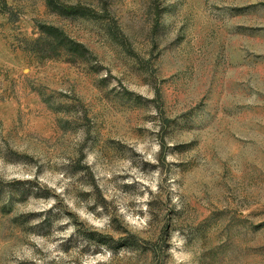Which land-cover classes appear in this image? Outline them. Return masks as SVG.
I'll list each match as a JSON object with an SVG mask.
<instances>
[{
	"label": "rangeland",
	"instance_id": "1",
	"mask_svg": "<svg viewBox=\"0 0 264 264\" xmlns=\"http://www.w3.org/2000/svg\"><path fill=\"white\" fill-rule=\"evenodd\" d=\"M61 1L0 9V264H264V0Z\"/></svg>",
	"mask_w": 264,
	"mask_h": 264
},
{
	"label": "trees",
	"instance_id": "2",
	"mask_svg": "<svg viewBox=\"0 0 264 264\" xmlns=\"http://www.w3.org/2000/svg\"><path fill=\"white\" fill-rule=\"evenodd\" d=\"M48 8L60 16L71 17L75 15H86L77 5H69L61 0H46ZM8 8L7 0H0V9ZM40 36L33 41L36 51L42 57H59L68 54L72 57L85 58L88 48L81 42L71 38L63 29L50 24H38ZM74 216V214H71Z\"/></svg>",
	"mask_w": 264,
	"mask_h": 264
}]
</instances>
